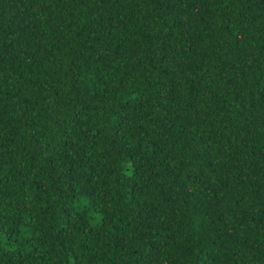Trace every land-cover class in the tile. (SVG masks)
<instances>
[{
    "label": "trees",
    "instance_id": "1",
    "mask_svg": "<svg viewBox=\"0 0 264 264\" xmlns=\"http://www.w3.org/2000/svg\"><path fill=\"white\" fill-rule=\"evenodd\" d=\"M0 264H264V0H0Z\"/></svg>",
    "mask_w": 264,
    "mask_h": 264
}]
</instances>
